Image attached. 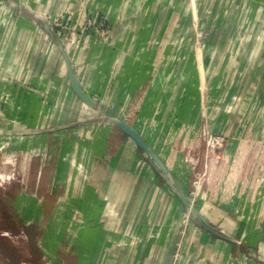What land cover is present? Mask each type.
<instances>
[{"label":"crops","instance_id":"0c3cea01","mask_svg":"<svg viewBox=\"0 0 264 264\" xmlns=\"http://www.w3.org/2000/svg\"><path fill=\"white\" fill-rule=\"evenodd\" d=\"M14 1L22 10H0V96L17 102L13 113L0 111V149H44L48 155L42 173L46 206L30 194L20 195L15 208L30 231L44 226L45 264H264V143L256 141H264V123L258 127L264 109L251 107L230 127L229 113L212 110L229 98L208 95V66L195 59L196 28L217 24L199 48L202 56L223 57L216 60L220 78L213 84L224 88L226 71H246L242 64L231 67L235 46L227 48V39L262 41L253 52L264 59V0L249 2L253 30L228 34V10L241 0ZM61 13L77 24L80 41L67 54L82 89L99 107L84 123L76 122L94 111L67 81L48 75L52 62L40 60L63 56L38 22L43 14ZM85 25L89 32L79 31ZM43 98L49 106L36 111ZM108 117L140 135L215 234L188 218L175 190L131 139L103 122ZM43 119L52 126L40 133L32 127ZM53 119L63 122L54 126ZM202 126L236 140L219 160L208 161L195 188L193 172L204 169ZM41 216L50 217L47 225L40 226Z\"/></svg>","mask_w":264,"mask_h":264},{"label":"rangeland","instance_id":"374dc122","mask_svg":"<svg viewBox=\"0 0 264 264\" xmlns=\"http://www.w3.org/2000/svg\"><path fill=\"white\" fill-rule=\"evenodd\" d=\"M252 1L253 0H241V3L239 4L233 3L232 7L233 6L234 7L228 10V14L226 16V18H228L230 22L224 23V25H226L227 34L229 32H234V29L236 28L237 29L239 28L237 32L239 31L243 32V30L244 32H247L248 30H253L254 23L251 20L253 19L254 11H253V6L252 5L249 6V2ZM0 10H2L1 7ZM63 14L61 13L59 16L53 18L43 14V17L45 18V19L43 18V21L45 25H48L53 30L55 36H57V38L60 40L59 42L64 45L66 52H68V48L73 47V45H76L77 42H79L80 40H78V38L76 39V34H75L78 31L77 24L73 22L71 15H65V14L63 15ZM213 26H219V25L218 24L212 25V27L208 29L196 28L197 30L196 33L200 37V39L197 40L198 43L203 38H206L207 35H209L208 33L210 30L212 31ZM88 28L89 26L85 25L79 31L81 32L83 31L84 33H86L89 32ZM38 29H40V27ZM41 29L43 30V28ZM77 33L79 34L80 32ZM223 33L226 34L225 32ZM236 34L240 35L238 33ZM226 41L225 42L227 48L228 47L231 48V46L233 45L235 46V51L233 55H228L229 59H231V67L235 69L240 64H242L245 66L246 71H244V73H241L242 70L240 71L234 70L233 73L226 71L227 74L229 75V79H228L229 82H227L224 88L219 87V85L217 86V83L213 84V82H211V79L216 81L220 78L219 76L220 70L216 69L215 66L217 67L221 66L220 63L217 61L218 58H223V57H220L219 54L217 55V57L215 56L212 57V54L210 56H206V55L202 56V51L201 49L199 50V48L203 47V42H200L201 43L200 45L198 43L195 44L197 48L195 59L197 57V59H199L198 62L201 63L203 62L205 65L208 66L207 74L203 73V77L208 75V78L210 80L208 84V92H207L208 95H213V96L222 95L225 97L227 96L229 98V103L226 104L215 103L213 105L214 109L212 108V110L216 111L223 109L224 113H229V115H231V118L228 119L229 125L230 127H232L233 124H237L242 120L241 118L243 116L242 113L244 111L249 112L248 110L251 107L259 106L261 109H264V103L256 104L253 103V101H251L250 103H249L250 100L248 101V99L251 97L264 98V59L259 58L257 54L253 52V49H255L256 46L259 47L258 44L260 43L262 44V41L261 42L259 41L260 43L258 42V44H255V40L253 39L246 42L244 38H241L240 40L227 39ZM217 42H222V41L220 40ZM68 58L70 63L72 64L70 55H68ZM40 60L43 62L44 65L45 63H48L49 65V63L52 62V64L50 65L51 67H48L50 69V71L48 72V75L50 77L51 76L55 78L59 77L60 81L61 80L64 82L67 81V83H69L67 65L64 56H61L60 59H56L55 56L45 55L41 57ZM72 68L75 72L73 66ZM32 74H35V72H32ZM25 75L26 76L23 78V80H26V77L28 78L29 72L26 71ZM241 75H242V79L239 78V76ZM202 93L204 95V89ZM54 94L55 97L56 95L59 96V92ZM41 96H45V95H41ZM26 100H28V98H26ZM41 100L42 101L37 105L36 111H43L49 106L45 104L47 103V100L46 102L44 98ZM245 100L248 102H245ZM15 101L11 100L10 95H7V97L4 96L3 98L0 96V102H1L0 111L4 108L7 111H9V113L10 111L13 113L14 110L17 108V102L15 103ZM22 104L24 105V102L23 103L21 102L19 106L21 108V111L24 108ZM84 105L87 106L86 104ZM31 107L30 110L34 111V107L32 109ZM28 112L29 111H27V113L25 114H28ZM96 112L97 111L92 112L90 118L79 120L76 123L78 122L84 123V122L92 121L93 118L95 117ZM238 117H240V119ZM11 119L6 120V122L7 123L10 122V124H12L14 122L13 121L14 119L13 120ZM43 120L44 121L42 122V125L37 124L35 125V127L32 128L42 133L46 131L48 128H50V126H52L49 125L50 122L48 123L47 120L45 119ZM53 121H55L56 123L54 126L59 125V123L63 122L58 119H53ZM243 121H244L243 127L244 126L248 127V125H246L247 124L246 119ZM72 123L73 122H71L70 125ZM262 123H264V121L263 122L259 121L260 126L258 127L260 128V130L263 126ZM23 129H26V127L25 128L23 127ZM11 136H15V134ZM11 136H9V138H11ZM199 136L201 139L200 143L203 144V147L206 139L218 141L217 145H221V148L216 150L214 153L218 158L221 157V155H223L227 145L230 144L232 141L236 140L232 136L207 130L205 126L201 127ZM241 140H242L241 137L238 138L237 143L239 142L241 143ZM256 141L258 142V144L264 143V141L262 139L260 140V138ZM47 156L48 155H46V151H44V149L42 151L31 150L30 152H25L20 149H16L14 151L13 149H11V147H9V145L6 148L0 149V176L10 175L12 177V181L9 184H3L2 186L0 185V264H45V261L43 260L45 256L44 255L45 252L42 251L44 249H42L40 246L41 245L40 239L42 235H44L45 233L43 229L44 226L41 225L43 224L47 225L50 217H45V216L39 217L41 230L40 231L38 230L39 232L30 231L29 226H24L26 220L25 218L27 217L19 216V214L15 212V208L17 207V199L20 195L24 196L30 194L39 199L40 205H42L43 207L46 206V181H45L46 173L43 174V176L42 173H44L46 170L45 166L47 164ZM218 158H212V159L217 160ZM207 168L208 167L204 166L202 172L199 171L196 172V170H194L193 172L194 179L198 173L201 175L203 171H205ZM41 176H42L41 182L42 180L43 182L40 184V182H37V178H40ZM195 182L196 179L192 182L193 186Z\"/></svg>","mask_w":264,"mask_h":264},{"label":"water","instance_id":"95a60500","mask_svg":"<svg viewBox=\"0 0 264 264\" xmlns=\"http://www.w3.org/2000/svg\"><path fill=\"white\" fill-rule=\"evenodd\" d=\"M5 7L7 9H18L19 11L22 10L19 5L14 0H5L4 1ZM39 25L41 28H43L47 33L53 36L55 40V44L59 47L60 51L63 53V56L66 61L67 65V72H68V80L69 85L74 92V94L88 107L92 108L94 111L98 110V104L85 93V91L82 89L75 72L72 68V64L69 61L68 54L64 48V45L60 43L59 39L55 36L53 30L48 26L44 24L43 20H38ZM103 122L105 124L112 125L113 127H116L120 131H122L129 139H131L138 147L139 149L144 153V155L148 158V160L153 164L156 171L163 177L164 180H166L170 186L175 190V192L178 194L179 199L182 201L183 205L185 206L187 212H188V218L196 219L202 228L209 231L210 233L215 232L207 226V224L202 220L201 216L198 214L194 206L190 202V197L186 196V194L180 193L177 188L174 186L171 175L167 168L165 167L164 163L161 161V159L157 156V154L148 147V145L145 143V141L140 137V135L132 128L130 127L126 122H124L121 119L118 118H105L103 119ZM232 242H236L235 240H230Z\"/></svg>","mask_w":264,"mask_h":264},{"label":"built area","instance_id":"2783aa9c","mask_svg":"<svg viewBox=\"0 0 264 264\" xmlns=\"http://www.w3.org/2000/svg\"><path fill=\"white\" fill-rule=\"evenodd\" d=\"M0 7L1 9H3L5 7L4 2L0 3ZM204 136V134H203ZM204 148H203V162H204V166L208 167V161L211 160L212 158H218L214 153L216 150L221 148V145H217L218 141L215 140H205L204 142ZM206 171V170H205ZM205 171L204 173H202L201 175L198 173L195 178H196V182L194 183V187L196 188V186H198L199 181H203L204 175H205ZM191 195V194H190Z\"/></svg>","mask_w":264,"mask_h":264},{"label":"bare ground","instance_id":"6f19581e","mask_svg":"<svg viewBox=\"0 0 264 264\" xmlns=\"http://www.w3.org/2000/svg\"><path fill=\"white\" fill-rule=\"evenodd\" d=\"M2 146V145H1ZM31 157V156H30ZM12 181V177L10 175H1L0 176V185L9 184ZM7 235V234H6Z\"/></svg>","mask_w":264,"mask_h":264}]
</instances>
